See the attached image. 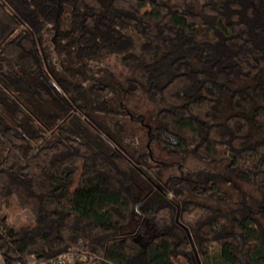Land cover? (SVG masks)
Listing matches in <instances>:
<instances>
[{"label":"trees","instance_id":"1","mask_svg":"<svg viewBox=\"0 0 264 264\" xmlns=\"http://www.w3.org/2000/svg\"><path fill=\"white\" fill-rule=\"evenodd\" d=\"M172 2L0 0V264L80 245L96 264H264V226L251 209L198 202L228 195L189 175L161 180L158 164L90 115L112 112V92L85 84L87 64L118 54L141 74L123 91L162 103L150 140L173 156L226 159L225 170L254 184L264 207V137L250 141L252 125L264 131V0ZM48 29L81 81L51 67ZM22 75L38 78L42 92L19 83ZM247 80L254 83L235 85ZM25 91L50 110H31ZM9 198L30 222L8 220Z\"/></svg>","mask_w":264,"mask_h":264},{"label":"rangeland","instance_id":"2","mask_svg":"<svg viewBox=\"0 0 264 264\" xmlns=\"http://www.w3.org/2000/svg\"><path fill=\"white\" fill-rule=\"evenodd\" d=\"M172 3L178 7L181 5L180 0H174ZM61 17L62 26L66 13H63ZM52 37V29H48L43 34V49L51 67L64 76H72V78L81 81L82 78L79 73L72 74L76 65L66 61L65 57L55 50ZM134 38L136 49L142 39L137 35H134ZM87 65L90 70L84 73V79L87 80L84 81L85 84L92 81H100L111 87L112 93L109 103L112 112L110 114L92 113L90 115L102 125L113 140L119 142L129 152L145 153L149 162L159 165L161 180L174 175H189L194 179L217 182L228 195L227 200H215L211 197L201 196H196V200L222 210H231L235 207L246 205L264 226V207L260 204L258 189L252 183L234 179L224 168L226 159L215 162L203 161L193 156L190 152L184 158L177 157L166 153L155 142L150 140V130L157 124L156 113L161 108L162 103L148 100L143 93L134 94L123 91L126 79L131 77L141 78L139 71L125 66L121 62L120 56L114 53L106 55L103 59L89 62ZM38 80V78L22 75V80L19 83L26 82L31 89L42 92ZM250 83L254 82L252 80L236 81L235 85L245 86ZM21 95L27 100V105L34 112L38 110V113H44L45 115L50 110V107L37 108L39 104L31 92L25 91ZM100 101L102 99L98 100V102ZM52 106L55 107L53 104ZM60 113L64 115L63 110ZM42 119L46 123L51 121L48 115L42 116ZM95 134L97 133L95 132ZM263 137L264 131L252 125L250 141L255 142ZM81 187L82 185H80ZM13 199H7L4 205L3 213L8 220L14 224L30 222L32 214L27 210L18 209L14 205L15 199Z\"/></svg>","mask_w":264,"mask_h":264},{"label":"built area","instance_id":"3","mask_svg":"<svg viewBox=\"0 0 264 264\" xmlns=\"http://www.w3.org/2000/svg\"><path fill=\"white\" fill-rule=\"evenodd\" d=\"M26 264H96V262L86 260L84 249L80 245L68 252L52 256L44 261H38L34 257H30Z\"/></svg>","mask_w":264,"mask_h":264}]
</instances>
